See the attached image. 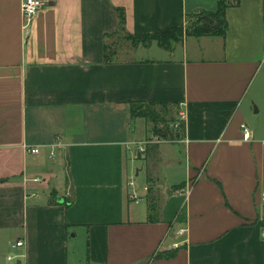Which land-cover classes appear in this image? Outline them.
<instances>
[{
  "label": "crops",
  "instance_id": "1",
  "mask_svg": "<svg viewBox=\"0 0 264 264\" xmlns=\"http://www.w3.org/2000/svg\"><path fill=\"white\" fill-rule=\"evenodd\" d=\"M24 1L0 0V264H264V0L229 6L225 36L109 60L119 9L140 38L218 0H44L27 29ZM134 101L185 112L184 135Z\"/></svg>",
  "mask_w": 264,
  "mask_h": 264
},
{
  "label": "trees",
  "instance_id": "2",
  "mask_svg": "<svg viewBox=\"0 0 264 264\" xmlns=\"http://www.w3.org/2000/svg\"><path fill=\"white\" fill-rule=\"evenodd\" d=\"M240 1L241 0H234L233 2L229 0H218V8L216 11L200 10V12L202 13L201 23L196 25L193 31H190L188 33L186 32V34H185V29L183 27H170L163 32L145 34L140 38H135L134 36H131L129 34H127V36L135 40V44H134L135 46L139 45L140 43L144 45H150L153 42H157L158 45L164 49L172 48V46L175 43L180 42L185 35L195 36V37L208 36V35L225 36L228 27V22L226 17L227 8L232 4L238 5ZM190 16L191 14L188 16V18ZM119 19H120L119 31H124L126 17H125V11L122 9H119ZM107 47L108 46H106V49ZM109 59L110 57L106 52V60ZM160 105L166 108L165 106L166 104H160ZM152 106L157 107L158 105L153 103L152 104L146 103L142 101H134L131 102L130 111L131 113H133V111H136L137 109L140 110L142 108H151ZM175 130H176L175 134L173 132H165V136L168 138H181L186 131V123L180 122L178 128H176ZM1 181L2 180H0V182ZM183 187L184 184L175 187V189H179ZM53 197H56V194H53ZM66 203L71 204L70 201H66ZM149 207L152 216L153 212L156 213V209H157L156 205L152 202V200H150Z\"/></svg>",
  "mask_w": 264,
  "mask_h": 264
},
{
  "label": "rangeland",
  "instance_id": "3",
  "mask_svg": "<svg viewBox=\"0 0 264 264\" xmlns=\"http://www.w3.org/2000/svg\"><path fill=\"white\" fill-rule=\"evenodd\" d=\"M233 2L234 0H229ZM207 18V17H206ZM202 20V13L200 11H196L189 18H187V24L185 25V34L186 32L193 31L195 26L200 24ZM109 46L110 49L107 50L108 55H111L112 52L120 49L119 52H127L128 49L133 48L135 46V40L133 38H129L127 34L122 31H118L115 36L109 38ZM156 44V43H155ZM157 46V45H156ZM157 48L159 47H155ZM128 53V52H127ZM141 54V53H139ZM144 55V53H142ZM147 57H156L155 51H151L145 54ZM114 59V57H113ZM135 110V109H134ZM175 111L170 108H165L162 106L151 107V108H142L140 110L133 111L131 113V117L133 119L142 118L143 122L147 124L148 127L151 128V132L154 134L165 133V132H174L176 128L173 127V124L177 120ZM153 202V201H152ZM154 203V202H153ZM156 208L158 209L160 203H154ZM156 209V210H157ZM9 264V262H7Z\"/></svg>",
  "mask_w": 264,
  "mask_h": 264
},
{
  "label": "built area",
  "instance_id": "4",
  "mask_svg": "<svg viewBox=\"0 0 264 264\" xmlns=\"http://www.w3.org/2000/svg\"><path fill=\"white\" fill-rule=\"evenodd\" d=\"M44 0H25L22 4V15H23V21H24V27L27 29L33 22L34 18L38 14L39 10L44 5ZM263 26H264V7H263ZM264 60V57H263ZM187 120V114L183 111L179 113V116L177 118V121L173 124L174 128H178L180 122H185ZM243 131H244V137L246 139H249L251 136V132L249 128L243 124L242 125ZM149 144V141H141L137 143L138 150L140 153L145 154L147 151V145ZM30 151L32 153H39L40 149L38 147L31 148ZM264 196V193H263ZM134 198H138V195H134ZM186 230L181 229L179 233H184ZM25 245V242L23 240L17 241L12 245L13 248L22 247ZM178 245L177 243L175 244ZM24 257L23 255H15V254H9L8 260L10 262H13L14 264H22L20 259Z\"/></svg>",
  "mask_w": 264,
  "mask_h": 264
}]
</instances>
